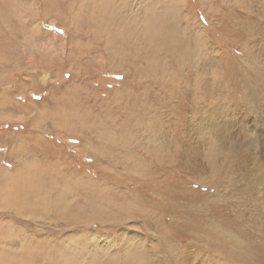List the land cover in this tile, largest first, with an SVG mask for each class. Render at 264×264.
<instances>
[{"label":"rangeland","instance_id":"rangeland-1","mask_svg":"<svg viewBox=\"0 0 264 264\" xmlns=\"http://www.w3.org/2000/svg\"><path fill=\"white\" fill-rule=\"evenodd\" d=\"M246 1L0 0V264H264V73ZM149 9L170 11L207 68L166 48ZM217 103L233 112L208 125ZM194 153L205 172L183 167Z\"/></svg>","mask_w":264,"mask_h":264},{"label":"bare ground","instance_id":"bare-ground-1","mask_svg":"<svg viewBox=\"0 0 264 264\" xmlns=\"http://www.w3.org/2000/svg\"><path fill=\"white\" fill-rule=\"evenodd\" d=\"M113 1V0H112ZM236 2H238L239 3V5L240 6H242V8L244 7H246V8H250V10H251V8H254L253 6H251L250 4H249V2L248 1H246V0H236ZM257 9H255V10H257L258 12H259V17H260V22H259V30H260V36H259V38H256V39H259V40H257V44L258 45H260L259 47L256 45V47H255V49H256V51H255V53H254V56H257L256 57V59H257V64H258V66H256V69L255 70H257V74L259 75V74H262V73H264V0H257ZM106 5V4H105ZM86 6V5H85ZM124 6V5H123ZM130 10V9H129ZM106 11H107V9H106ZM248 11V10H247ZM98 12V11H97ZM116 12H117V10H116ZM137 14V13H136ZM253 14V13H252ZM107 15V14H106ZM105 15V16H106ZM109 16V15H108ZM116 18V17H115ZM247 18V17H246ZM249 18V17H248ZM110 19V18H109ZM102 20L103 21H105L103 18H102ZM132 20V19H131ZM248 20V19H247ZM113 21H115V19L113 20ZM113 21H112V23H113ZM245 21V20H244ZM251 21V20H250ZM115 23V22H114ZM110 24V23H109ZM247 24V23H246ZM104 26H106V24L104 25ZM108 26V25H107ZM245 26H247V25H245ZM254 26V25H253ZM109 27H111L110 25H109ZM121 27H122V25H121ZM130 27H131V25H130ZM179 27V26H178ZM249 27V26H248ZM115 28V27H114ZM124 28V27H123ZM122 28V29H123ZM103 29V31H105L106 30V28H102ZM111 29H112V27H111ZM126 29H128V28H126ZM253 29V28H252ZM113 30V29H112ZM125 29H123V31H124ZM127 31V30H126ZM253 31V30H252ZM133 32V31H132ZM248 32V31H247ZM110 34V33H109ZM122 34V33H121ZM130 34V33H129ZM247 34V33H246ZM107 34H106V32H105V39H106V36ZM115 35V34H114ZM123 35V34H122ZM122 35H120V36H122ZM132 36H133V34H131ZM136 35V37L138 38V36H137V33L135 34ZM140 35V34H139ZM226 35V34H225ZM259 35V34H258ZM110 36H112V32H111V35ZM119 36V37H120ZM125 36L123 35V38H124ZM252 37V36H251ZM250 37V38H251ZM121 38V37H120ZM255 38V37H254ZM114 39V36H113V38H111V40H113ZM127 40V39H126ZM190 40V39H189ZM250 40V39H249ZM121 42H122V40H120ZM129 41V40H128ZM131 41V40H130ZM129 41V42H130ZM163 42H164V39L162 40ZM166 41V46H168L167 45V42L170 44V46H168V47H166V48H169L170 47V49H172L174 52L176 51L175 49V47L173 46V44L171 43V41L169 40V38H168V40H165ZM192 41V40H191ZM247 41V40H246ZM105 43H106V41H104ZM120 42V43H121ZM254 42H255V40H254ZM253 42V43H254ZM119 43V42H118ZM124 43V42H123ZM122 43V44H123ZM131 43V42H130ZM146 43V42H145ZM156 44H158L159 46H160V42H155ZM195 43V42H194ZM243 43H245V42H243ZM114 44H116V42L114 43ZM149 44V43H148ZM152 44V43H151ZM192 44V43H191ZM117 45H119V44H117ZM124 45H126V46H128L127 48L129 49V45L127 44V43H125ZM124 45H123V47H124ZM188 44L186 43V45H182V46H180V47H177V50H180V52L181 53H184V54H187V55H191V57L193 56V59H194V61H195V66L197 67L198 66V63H200V61L202 60V61H204L203 62V65H202V67H204V69L205 68H207L206 66H207V64H208V62L204 59V58H206V57H204L203 58V56H204V52H205V50H202V49H200V46L201 45H199V42H197L196 41V44L194 45V47H193V49L191 48V50H190V48L187 46ZM204 45V44H203ZM245 45V44H244ZM263 47H262V46ZM116 46V45H115ZM115 46H114V48H115ZM120 46H121V44H120ZM130 46H131V44H130ZM156 46V45H155ZM122 47V49H125V48H123ZM162 47H164L163 45L160 47V48H162ZM111 48H112V50H114L113 49V47L111 46ZM142 48H144V47H142ZM118 50H119V47L117 48ZM156 49V48H155ZM138 50V49H137ZM244 50V49H243ZM191 51V52H190ZM117 52V51H116ZM115 52V53H116ZM135 52V51H134ZM137 52V51H136ZM145 52H146V50H145ZM155 52V51H154ZM154 52H153V56H154ZM245 52H247V51H245ZM123 55V54H122ZM141 55V54H140ZM152 55V54H151ZM156 55V54H155ZM206 56V55H205ZM123 57H124V55H123ZM122 57V58H123ZM121 58V59H122ZM192 59V58H191ZM259 60V61H258ZM213 62V61H212ZM211 62V63H212ZM245 63V62H244ZM152 65H153V63H152ZM199 65H201V63L199 64ZM206 65V66H205ZM249 67V66H248ZM211 71V70H210ZM212 72V71H211ZM248 72V71H247ZM201 73V72H200ZM200 73L198 74V75H200ZM143 74V73H142ZM211 74V73H210ZM255 77H257V76H255ZM203 80H205V78L203 79ZM207 81V80H206ZM212 83V82H211ZM207 84H209V83H207ZM263 86H264V84H263ZM244 89V88H243ZM249 89V88H248ZM206 91H207V96H209L212 100H221V95L222 94H220L219 93V90H218V86L215 88V86H212V84L210 85V87L208 86V88L206 89ZM127 95V94H126ZM125 95V96H126ZM118 96V95H117ZM128 96V95H127ZM230 96H232V95H230ZM254 97V96H253ZM260 97V96H259ZM128 98V97H127ZM126 101V100H125ZM262 101H264V100H262ZM220 103V102H219ZM223 103V102H222ZM134 104V103H133ZM218 104V103H217ZM225 104V103H224ZM131 105V104H130ZM136 105H137V103H136ZM135 105V106H136ZM236 106V105H235ZM137 107V106H136ZM262 107V106H261ZM126 108H130V107H126ZM245 108V107H244ZM243 108V109H244ZM251 108H253V107H251ZM260 108V107H259ZM134 109H136V108H134ZM138 109V108H137ZM136 109V111H138ZM198 109V108H197ZM225 109V110H224ZM129 110H131V108L129 109ZM140 110H141V107H140ZM221 110H224V112H233L232 111V109H229V107H227V105L225 106V105H222V104H220V106H219V104L218 105H214L213 106V108H212V110L211 111H214V114H215V116H213L212 117V115H214V114H212V112H211V122H208L207 124L208 125H210L212 122H213V120L215 119V122H214V125H215V123H216V121H218V119H219V117H218V115H216V114H218L219 113V111H221ZM94 111V110H93ZM132 111H135V110H133L132 109ZM141 111H143V109L141 110ZM218 111V112H217ZM216 112V113H215ZM138 113H140V112H138ZM245 113H247V112H245ZM127 114V113H126ZM221 114H222V112H221ZM249 114V113H248ZM247 114V115H248ZM131 115V114H130ZM210 115V114H209ZM246 116V115H245ZM128 117H130V116H128ZM248 117V116H247ZM131 118V117H130ZM202 121V120H201ZM234 121V120H233ZM231 122V120L229 121V124H231L230 123ZM204 123V122H203ZM240 123V122H239ZM227 124H228V122H227ZM213 125V126H214ZM220 125V124H219ZM207 126V125H206ZM246 126V125H245ZM220 127H221V125H220ZM200 128V127H199ZM224 128V127H223ZM236 128V127H235ZM211 128L210 127H206V128H204V129H199L200 130V133H202V132H204L205 134H206V137L208 136V137H212L213 139H215L216 140V142L218 143V145L219 146H222V144L220 143V142H223V141H221L222 139H221V135L217 132V129L218 128H216V132L214 133H212L211 134V130H210ZM231 129V128H230ZM238 129V128H237ZM212 130H213V128H212ZM220 130V129H219ZM218 130V131H219ZM222 130H224V129H222ZM227 130V129H226ZM241 130V129H240ZM195 131V130H194ZM230 131V130H229ZM232 131V130H231ZM196 132V131H195ZM239 132V131H238ZM225 133V132H224ZM227 133V132H226ZM225 133V134H226ZM246 133V132H245ZM231 134V133H230ZM233 134V133H232ZM226 136V135H225ZM205 137V138H206ZM239 137H240V135H239ZM230 138H233L234 139V137H232V136H230ZM237 138V137H236ZM219 139H220V141H219ZM227 141L229 140L228 138L226 139ZM226 141V142H227ZM210 143V142H209ZM233 143V142H232ZM231 143V144H232ZM250 144V143H249ZM218 145L217 144H214V143H212V144H210V147H211V150L209 151V153L207 154V159L210 161V171H211V176L209 175V177H212V178H215L216 176L217 177H220V176H222L223 175V173L221 172V170H220V168L219 167H217V165H216V163H215V159H217L216 157V152H217V150H218ZM250 147V146H249ZM209 148V147H208ZM231 148V147H230ZM233 148V147H232ZM234 149V148H233ZM232 150V149H231ZM152 151V150H151ZM193 151V150H192ZM229 152V151H228ZM152 153V152H151ZM155 153V152H154ZM229 154L230 155H232V153H230L229 152ZM228 154V155H229ZM188 155V154H187ZM228 155H226L225 156V158L227 157V160H228V157L230 156H228ZM193 156V155H192ZM195 159H197V154L196 153H194V157L192 158V161H189V162H183V167L184 168H188L189 169V174H199V172L202 170V172L204 171V168H199L198 166H197V164H196V162H195ZM230 159H232L231 158V156H230ZM235 161V160H234ZM229 162V161H228ZM234 164V163H233ZM235 167V166H234ZM232 165H230V166H228L227 168V171L229 170V168H234ZM260 167V166H259ZM255 170V169H254ZM209 171V172H210ZM227 171H225V172H227ZM230 171V170H229ZM259 171V170H258ZM205 172V171H204ZM236 172V171H235ZM231 173V172H230ZM260 173H262V172H260ZM260 173H258L257 172V174H260ZM203 174V173H202ZM222 174V175H221ZM200 176V175H199ZM25 179V178H24ZM206 179V178H205ZM231 179V178H230ZM230 181V180H229ZM259 181V180H258ZM234 182V181H233ZM246 185V184H245ZM228 190V189H227ZM263 190V189H262ZM246 193V192H245ZM260 197V196H259ZM242 198V197H241ZM245 198V197H244ZM256 198H257V196H256ZM261 198V197H260ZM246 199V198H245ZM254 199V198H253ZM255 200V199H254ZM260 200V199H259ZM247 201V200H246ZM250 202V201H249ZM249 205V204H248ZM251 206L253 205V204H250ZM255 205H256V203H255ZM235 207V206H234ZM254 207V209H256L258 212H260L261 213V216H264V209H262V207L261 206H259L258 204L256 205V206H253ZM256 207V208H255ZM240 208V207H239ZM244 210H245V208H244ZM250 213V212H249ZM259 218V217H258ZM255 222V224H256V222L257 221H254ZM258 223V222H257ZM257 225V224H256ZM247 226V225H246ZM248 231V230H247ZM248 257V256H247ZM128 261V260H127ZM252 264H254V263H252Z\"/></svg>","mask_w":264,"mask_h":264},{"label":"clouds","instance_id":"clouds-1","mask_svg":"<svg viewBox=\"0 0 264 264\" xmlns=\"http://www.w3.org/2000/svg\"><path fill=\"white\" fill-rule=\"evenodd\" d=\"M145 19L151 22L160 32L165 34L174 47L186 45L187 37L183 30L176 27L169 28L174 23V16L167 9H149Z\"/></svg>","mask_w":264,"mask_h":264}]
</instances>
